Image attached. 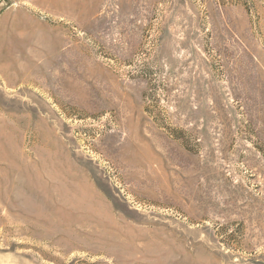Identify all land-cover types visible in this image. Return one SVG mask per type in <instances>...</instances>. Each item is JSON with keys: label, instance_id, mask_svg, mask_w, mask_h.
<instances>
[{"label": "rangeland", "instance_id": "rangeland-1", "mask_svg": "<svg viewBox=\"0 0 264 264\" xmlns=\"http://www.w3.org/2000/svg\"><path fill=\"white\" fill-rule=\"evenodd\" d=\"M0 264H264V0H0Z\"/></svg>", "mask_w": 264, "mask_h": 264}, {"label": "built area", "instance_id": "built-area-1", "mask_svg": "<svg viewBox=\"0 0 264 264\" xmlns=\"http://www.w3.org/2000/svg\"><path fill=\"white\" fill-rule=\"evenodd\" d=\"M247 5L249 6V4L247 3Z\"/></svg>", "mask_w": 264, "mask_h": 264}]
</instances>
